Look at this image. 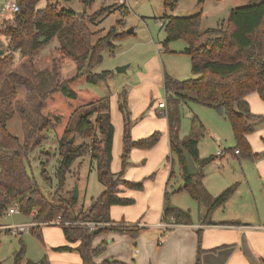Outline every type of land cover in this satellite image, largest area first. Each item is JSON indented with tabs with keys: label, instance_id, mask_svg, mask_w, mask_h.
<instances>
[{
	"label": "trees",
	"instance_id": "16d2710c",
	"mask_svg": "<svg viewBox=\"0 0 264 264\" xmlns=\"http://www.w3.org/2000/svg\"><path fill=\"white\" fill-rule=\"evenodd\" d=\"M41 0H18L20 11L13 17L3 21L1 33L9 37L12 51H19L21 56L28 58V63L34 69V58L38 52L54 38L58 39L59 47L54 51L50 74L44 77L43 70H35V92L40 103L35 109L36 133L52 130L56 136L60 150V167L58 177L60 186L63 184L65 168L76 157L90 153L95 162L99 182L104 191L93 199L87 208L74 213L69 206L55 199H49L41 186L29 173V157L31 146L28 140L14 134L9 121L13 117V109L9 103L10 97H15L16 91L6 79V74L14 67L12 56H0V213L3 214L12 205H18L21 212L32 220L43 222L61 216L72 222L62 226L69 242L80 241V253L84 264H125L113 258L96 262L107 249L104 240L97 246L95 236L119 231L137 238L141 228L137 225H119L110 216L114 205H131L134 199L122 197L119 186L142 190L147 178L139 181L126 180L124 170L129 154L133 148L151 149L161 139V133L134 140L131 134L132 120L127 100L120 104L124 115V152L123 166L119 173L112 170L113 144L115 126L112 122L110 102L108 97H102L93 90H81L77 86L84 82L98 84L107 81L114 74L112 70L102 73L93 69L103 60L106 49L118 47L115 41H120L128 31H118L125 25V20L117 21L104 37L93 43L94 32L90 28L96 18L104 15L109 8L98 11L95 15L77 14L73 10L61 9L53 0H46L43 8L38 4ZM180 0H164L166 10H174ZM120 8H125L121 5ZM0 11V17H1ZM128 11L124 12V15ZM163 27L166 38L164 47L178 39L186 41L184 53L191 57L193 77L180 80L166 73L164 87L167 92V110L165 115L169 121L170 150L168 161L172 166L175 162L182 171L183 185L173 193L186 190L192 198L206 207L204 224H214V211L224 205L236 192L237 183L213 196L204 183L203 168L214 160L213 156L200 158L199 139L193 137V132L180 137L181 113L179 105L182 102H196L216 109L230 123L235 145L230 151L239 150L245 158H264V152L255 154L247 139V135L256 131L259 124L264 123V115L252 112L247 96L257 92L264 101V0H248L244 6L233 8L227 20L219 26L204 31L208 34L205 43H201L202 14L178 16L165 13ZM73 60L76 63L74 75L62 78V61ZM81 112L77 117L76 115ZM73 135L89 139L78 146L70 142ZM33 136V135H32ZM32 136L30 138H32ZM183 150H186L200 168L197 173L188 171ZM41 177L46 183L51 182L47 162L41 164ZM175 176L172 170L170 178ZM154 178L151 175L149 179ZM163 220H172L176 224H192L190 210L178 207L171 202V193L166 191L163 210ZM87 222H100L103 225L96 234L86 225ZM39 229H33L42 241ZM198 257L196 264H202L201 256L205 252L202 245L203 229L197 230ZM69 245L56 247L55 250H72ZM26 246L22 243L15 253L13 264H50L45 256L40 261L27 260L24 257ZM264 264V259L262 260Z\"/></svg>",
	"mask_w": 264,
	"mask_h": 264
},
{
	"label": "rangeland",
	"instance_id": "374dc122",
	"mask_svg": "<svg viewBox=\"0 0 264 264\" xmlns=\"http://www.w3.org/2000/svg\"><path fill=\"white\" fill-rule=\"evenodd\" d=\"M61 9L73 10L77 14L95 15L98 11L109 8V10L100 17L96 18L95 23L90 24L91 30L94 32L93 43L95 44L99 38L104 37L113 26H117V21L125 20V25L119 27L118 31H129L120 41H115L118 47L114 50L106 49L103 52V60L97 65L93 72L102 73L106 70H112L113 75L107 78V81L98 84L84 82L77 87L81 90H93L102 97H108L110 102V111L113 122L116 123V134L113 147V168L114 171H119L121 164L119 161L122 157V149L124 150V132L120 127V123L124 119L123 112L120 109V104L127 100L128 109L131 116V108L129 106V91L137 85H143L144 93L147 92L153 96H161L160 99L167 101L162 86H157L156 80L159 79L160 72L157 69L164 67L167 70L177 74L179 79L192 78V63L190 58L182 50L187 45L183 39H178L171 42L167 48L164 47L166 33L163 27L165 13L189 16L201 13L202 22L201 29L203 31L201 43H205L208 34L204 31L209 28H215L222 21L228 19L233 8L244 6L248 0H180L174 10H166L164 0H53ZM4 0H0V29L2 23L7 18L13 17L14 13L2 10ZM46 0H41L38 4L39 8L46 5ZM124 5V9L120 8ZM128 14L124 15V12ZM118 27V26H117ZM59 47L58 39L54 38L48 45L42 48L34 58L36 68H32L28 63V58L21 56L19 51H12L9 44V37L2 34L0 30V56H12L15 65L6 74V79L11 85V90H15V97L9 98V103L13 109V117L9 121V127L14 134L19 135L22 139L28 140L31 146L29 157V173L39 183L43 192L49 199H55L70 207V210L77 213L79 210L87 208L91 205L93 199L100 196L104 187L99 182L95 162L92 160L90 153L76 157L74 161L65 168L64 182L60 186L59 177L57 175L60 167V150L56 136L52 130H45L36 133V117L35 109L40 103L39 97L35 92L34 75L37 71L43 70V76L47 77L52 68L53 58L57 57V52L54 51ZM162 49V52L159 50ZM61 76L67 78L75 73L76 63L73 60L62 61ZM129 66L126 71L119 73L117 67ZM35 70L36 73H35ZM158 78V79H157ZM156 87L159 91H156ZM113 96H116L113 98ZM159 101V100H158ZM163 101V102H164ZM119 106V108H118ZM179 110L181 113V132L183 137L188 136L192 128L196 129L193 132V137L199 139V147L203 157H208L215 153L219 144L215 137L221 139V146L229 149L235 144L234 134L229 121L221 115L216 109L192 102L189 104H180ZM79 112L75 118H77ZM198 116L206 129L200 128L199 124L193 123V117ZM262 123V122H261ZM206 130V131H205ZM257 130V129H256ZM208 131V132H207ZM33 135V136H32ZM32 136V138H30ZM74 146H78L83 142H88L89 139L81 138L78 135L71 137ZM161 151L156 152L157 157L161 156ZM230 153V152H229ZM229 154L223 161L222 166L215 164L214 160L206 168V172L211 176V172L224 173L227 171L231 178H240V162L247 160L245 157L231 158ZM46 161L51 178L50 183L41 177L40 164ZM167 161V157L165 162ZM225 168V169H224ZM178 162H175L173 169L176 175L172 179V190L183 185L182 174L179 173ZM221 169V170H220ZM146 170H148L146 168ZM117 171L115 173H117ZM256 187L257 198L254 200L250 197V206L256 204L260 209V213L264 215V183L258 182ZM238 183V188H239ZM76 189L78 195L75 196ZM174 194V201L182 208L191 211L192 218L196 223H200L201 217L205 216L206 207L200 204L186 191L182 190ZM257 200V201H256ZM215 212V211H214ZM30 220L23 213L6 215V212L0 216V225H11L29 222ZM42 227V226H40ZM37 227L36 229H40ZM53 229V233L57 232L60 226L48 227ZM33 230V229H32ZM16 234L6 229H0V264H13L15 253L20 250L21 244L26 246L24 261H38L45 256L43 240L32 233ZM194 234L197 235V230L194 229ZM40 232V230H38ZM171 232H167L163 241ZM56 235V234H55ZM57 237V235H56ZM189 239V238H188ZM230 247L225 246L217 249L218 252L227 251ZM140 248V247H139ZM245 254L248 256L252 253L256 257L259 264H262L264 258L259 257L255 252H251L243 247ZM189 244H186V239L181 241V244L172 248L167 254L161 256L162 264H187L191 261L193 253ZM232 250H229L226 255L219 258H214L213 264L226 259ZM198 252V250H197ZM204 256L209 255V260L213 259L212 253L205 251ZM215 253V252H214ZM202 254V255H203ZM147 261L155 262L160 259V256H155L150 252L147 255ZM198 257V253H197ZM202 260V256H201ZM179 261L178 263H176ZM197 260L195 261L196 264ZM204 262V261H203ZM202 262V264H203Z\"/></svg>",
	"mask_w": 264,
	"mask_h": 264
},
{
	"label": "crops",
	"instance_id": "0c3cea01",
	"mask_svg": "<svg viewBox=\"0 0 264 264\" xmlns=\"http://www.w3.org/2000/svg\"><path fill=\"white\" fill-rule=\"evenodd\" d=\"M185 48H183V52ZM159 52H162V49H160ZM187 56L191 60L188 54ZM157 71L160 72L159 79L157 78L158 80H156L157 86L163 87L164 94L167 97V92L164 87L165 74L168 73L174 78L178 76L165 67L163 72L159 68ZM143 85L144 84L137 85L129 91L128 103L131 108L132 138L134 140H140L155 132H160L162 136L160 141L151 149L133 148L131 150L123 173L124 178L131 181H139L147 178L144 182V188L142 190H135L120 185L119 194L122 197L132 198L135 202L131 205H114L110 209L111 219L115 223L119 225H137L141 228V232L137 238H132L129 234L119 231H110L95 236L93 240L95 246L104 240L108 242L106 251L96 259V262H101L107 258H113L125 264H162L161 256L167 254L172 248L177 247L178 244L180 245L183 239H186V244H189L190 247L193 248L191 251L194 252L193 256H191V261L187 264H195L197 260L198 236L196 233L194 234V229L198 230L202 228L203 238L201 247L204 251L211 252L213 256V259L210 261L209 255L204 256V253L202 255L203 264H213L214 258L226 255L229 250H232L229 256L218 264H259L252 253H249L248 256L245 254L243 247L247 248L250 252L252 250L259 257L264 258V215L260 213V209L256 202L252 207L250 203L248 204L251 196L254 200L257 198V183L259 181L264 183V158H246L247 160L240 162L241 171H239L240 178L238 179L229 177L227 171L224 173L213 171L210 173L213 177H210L208 172H206V168L211 162L203 168L205 172V186L213 196L219 195L223 190L235 183H237V185L238 183L240 184L239 188L237 186L236 192L227 202L217 208L213 213L212 220L214 224L196 223L192 218V224H176L172 222V220H167V222L173 223L170 228L162 230L157 227V223L163 220L166 191L171 193L172 204L181 207L174 201V194L177 193L173 192L182 185L172 190L174 187L172 186L173 177L170 178V174L173 166L171 161H168V157L171 155L169 121L165 115L168 106L167 101H164L165 99H160L161 96L155 97L153 94L151 95L149 91L146 95ZM156 91H159L157 87ZM115 97L116 96H113V98ZM247 99L253 113L264 115V101L259 97L257 92L248 95ZM163 101L166 102V107L159 108V103ZM189 103H192V101L187 103L182 102V104ZM122 120L120 127L124 132L125 122L123 116ZM194 122L195 124H199L200 128L206 129L202 121L199 120L196 115L193 117V123ZM113 124L114 126L116 125L114 122ZM194 131H196V129L192 128L191 133ZM180 137L184 138L181 128ZM246 137L252 147L253 153L259 154L264 152V123H260L257 130L248 134ZM217 141L219 146H221V139ZM199 145L198 143V147ZM161 148V156L157 157L156 152ZM122 151L124 152L123 149ZM199 153L200 158H206L202 156L200 147ZM230 153L232 154L231 158L243 157L240 154H234L233 151H230ZM215 155L216 152L210 156L215 158ZM166 157L167 161L165 162ZM120 164L121 167L119 171L116 170L117 173L122 170L123 153L119 161V165ZM146 168L148 170H146ZM112 170L116 172L113 168V162ZM179 173L182 174L181 169H179ZM151 175H154V178L149 179ZM202 218L203 217H201L200 220ZM28 219L32 220L30 217H28ZM48 227H51V225L42 226L39 230L43 236L45 256L48 258L50 264H84L79 250L80 241L69 242L61 226L55 233L57 237L53 233V229ZM167 232L171 233L166 238V241L162 242ZM63 245H69L73 249L63 251L55 250L56 247ZM225 246L233 247L227 249L226 253L225 251H217V249H221V247ZM151 250L155 256H160V259L154 263L147 261V255L150 254ZM25 262L26 261H23V263ZM178 262L179 261L176 263Z\"/></svg>",
	"mask_w": 264,
	"mask_h": 264
},
{
	"label": "built area",
	"instance_id": "2783aa9c",
	"mask_svg": "<svg viewBox=\"0 0 264 264\" xmlns=\"http://www.w3.org/2000/svg\"><path fill=\"white\" fill-rule=\"evenodd\" d=\"M2 10L4 11H9L11 13H17L20 11V6L18 3V0H4L3 2V8ZM166 107V102H160L159 103V108H165ZM216 140H219V137H215ZM231 153H229V150L226 147L219 146L218 150L216 151V155L214 158V162L216 165L221 166L223 164L224 159ZM234 154L239 155L240 151L235 150ZM22 213L18 205H12L11 207L8 208L6 211V215H13V214H18ZM1 216V213H0ZM72 222L67 221L63 219L61 216L56 217L55 219L49 220V221H35V220H30L29 222H24V223H18V224H11V225H0V229H6L9 230L10 232L16 233V234H22V233H28L32 229H35L40 226H67L71 225ZM172 222H167V221H161L157 223V227L166 230L172 226ZM86 225L89 227L90 230H97L100 226L103 224L100 222H87Z\"/></svg>",
	"mask_w": 264,
	"mask_h": 264
},
{
	"label": "water",
	"instance_id": "95a60500",
	"mask_svg": "<svg viewBox=\"0 0 264 264\" xmlns=\"http://www.w3.org/2000/svg\"><path fill=\"white\" fill-rule=\"evenodd\" d=\"M83 1L88 2L89 0H83ZM132 31H133V29H130L128 32H132ZM127 67L128 66H119V67H117V71L119 73L125 72ZM73 140L74 139H71L70 142L72 143ZM183 152H184V156L186 159L187 168H188L189 173H191V174L197 173L200 168L196 165L194 159L191 157V155L186 150H183ZM77 195H78V190L76 189L75 196H77ZM98 231H99V229L94 230L93 234H96Z\"/></svg>",
	"mask_w": 264,
	"mask_h": 264
}]
</instances>
